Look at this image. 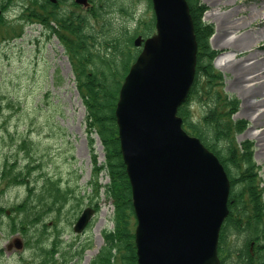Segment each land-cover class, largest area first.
<instances>
[{"label": "trees", "instance_id": "trees-1", "mask_svg": "<svg viewBox=\"0 0 264 264\" xmlns=\"http://www.w3.org/2000/svg\"><path fill=\"white\" fill-rule=\"evenodd\" d=\"M147 2L152 8L151 0ZM187 2L195 24L199 54L195 83L189 99L179 110V116L183 118L184 128L200 138L220 158L230 178V214L220 239L223 264H264V187L261 186L259 166L254 159L253 144L236 142V136L246 128V122L233 119L237 99L220 94L223 75L214 66L218 52L211 48L209 42L212 27L203 22L205 5L200 0ZM92 15L96 19L102 17L96 12ZM91 16L78 14L72 18H56L57 21L63 20L60 22L62 32L60 27H50L49 36L57 35L65 48L76 87L86 108L88 133L100 136L106 152L103 165H98L97 157L93 156V176L88 186L99 197L100 173L106 170L111 178L106 193L115 207V226L113 230L104 232L105 245L92 264H137L131 186L120 152L115 110L123 80L138 54L133 43L139 31L107 29L100 37L92 26ZM149 24L141 30L144 35L152 30ZM0 26L14 28L2 17ZM49 98L46 96V100L42 101L46 104ZM7 103L16 105L10 101ZM199 104L205 111L195 119L192 111ZM1 115L0 122L6 118L4 112ZM24 119L21 114L19 120ZM27 133V129L23 132L16 130L13 134L10 131L2 133L4 142L13 147L12 153L2 156L0 164V230L4 231L7 226L9 234L21 232L25 237L34 231L35 234L27 240L35 242L42 256L40 264H55L58 240L44 243L50 234L45 221L47 218L56 220L60 214L72 209L75 217L86 197L81 196L79 186L71 179L45 172L42 180L36 177L44 171L45 165L42 158L34 157L35 151ZM22 153L23 161L20 158ZM15 189H22L23 196L11 204L5 200V195ZM231 237L234 238L229 244ZM85 250L86 247L81 248L72 255L81 260ZM64 255L65 263L62 264L71 260L66 253Z\"/></svg>", "mask_w": 264, "mask_h": 264}, {"label": "rangeland", "instance_id": "rangeland-1", "mask_svg": "<svg viewBox=\"0 0 264 264\" xmlns=\"http://www.w3.org/2000/svg\"><path fill=\"white\" fill-rule=\"evenodd\" d=\"M92 1L91 9L72 7V10L84 12L86 15L93 12L101 14L100 19L91 16L92 26L100 37L104 36L107 29L122 31L137 29L139 34H143L141 30L145 28V24L154 20L153 9L147 0ZM200 1L207 7L203 22L212 25L214 30L209 41L211 48L218 51L219 56L232 53L230 54L231 66L227 70L217 66L218 58L215 61V68L223 75L219 90L221 96L234 97L238 101L233 119L244 120L246 128L236 136V142L238 144L252 142L254 159L259 166V176L262 179L261 186L264 187V122H257V117L264 112V104L254 107L250 117L245 115L243 105H246L248 101L250 103L258 101L260 98L247 100L240 89L232 86V82L236 79L233 67L247 64L250 60V64L258 61L264 68V40L259 44L253 43L251 36L264 27V0ZM10 5L8 11L4 14L2 12L1 15H4L8 25L16 28L0 26V118L1 112L6 115V118L1 119L0 122V164L2 156L11 152L13 147L4 142L2 133L10 131L13 134L16 130L23 132L27 129L31 147L35 151L34 157L42 158L45 165L44 171L36 177L42 180L41 176L45 172L51 176L71 179L75 185L79 186L81 195L89 193L92 196L91 188L86 189L87 183L92 178V155L96 154L100 164L105 161V152L98 136L96 134L90 136L88 133L86 110L80 100L73 69L64 47L55 36L49 38L42 25L33 20L29 23L22 19L24 12H28L29 16L32 11H37L29 0H13ZM24 5L26 8L23 7ZM249 14L260 17L250 23L247 19ZM222 16H225L235 27L227 34L232 32V36L240 37L237 43L226 49L215 47L213 42L219 33L218 19ZM149 28L152 30L149 34H143L144 36L150 34L152 36L156 33L155 28L152 26ZM18 30H24L23 36L14 38L21 34L16 33ZM251 77H253L252 74L248 75V80ZM246 83L245 85L250 86V81ZM46 96L50 98L45 104L42 100H46ZM7 101L14 102L16 105H8ZM37 107L43 110H36ZM204 111L205 108L200 104L197 107L194 106L192 116L196 119ZM21 114L25 116L24 120H19ZM5 125L7 126L4 127ZM92 138L94 139L93 147L91 146ZM23 155V153L20 155L22 161L25 159ZM99 181L102 185L109 182L105 172L99 175ZM21 190L9 191L5 195V200L14 204L22 198ZM101 192L99 211L90 231L85 234L76 236L72 231L77 219H72L73 209L60 214L56 220L52 219L50 235H54L55 238L58 230L60 234L58 246L71 259L66 264H92L105 244L103 232L114 228L113 204L107 199L105 189L101 188ZM84 207L85 205L81 210ZM52 220H47L46 224ZM134 226L135 218L133 228ZM7 228L5 226L4 231L0 230V264H40L42 256L34 245L35 242L31 243L27 240L35 234L34 231L25 237L21 232L9 234ZM16 238L24 242L21 250L14 248ZM231 243L232 238L229 241V244ZM70 244L74 245L71 251ZM12 245L10 249L9 246ZM78 246H87L82 260L72 255ZM61 256L62 253L55 254L57 264L65 263L63 260L59 263Z\"/></svg>", "mask_w": 264, "mask_h": 264}, {"label": "water", "instance_id": "water-1", "mask_svg": "<svg viewBox=\"0 0 264 264\" xmlns=\"http://www.w3.org/2000/svg\"><path fill=\"white\" fill-rule=\"evenodd\" d=\"M85 1V0H79ZM156 35L119 92L116 118L137 218V264H222L219 240L231 184L218 157L178 115L195 82L198 43L186 0H151ZM92 210L75 226L82 231ZM22 248V241L15 240Z\"/></svg>", "mask_w": 264, "mask_h": 264}, {"label": "bare ground", "instance_id": "bare-ground-1", "mask_svg": "<svg viewBox=\"0 0 264 264\" xmlns=\"http://www.w3.org/2000/svg\"><path fill=\"white\" fill-rule=\"evenodd\" d=\"M205 8L207 10L206 6ZM259 17H255V15L249 14L247 19L250 20V23H251L252 21H255L256 19H258ZM218 20L219 21L217 24H218L219 33L215 36V41L213 42H214L215 47L219 49H226V48H229L230 46H233L235 43H237L240 37L232 36L233 35L232 32L227 34L229 31H231L235 27L232 25L231 22L227 20L225 16L220 17ZM212 30H213V27H212ZM251 36H252L253 43H258V44L261 43L264 40V27L259 29L258 32L251 34ZM230 54L232 55V53ZM230 54H227V55L224 54L220 56V58L217 59V66L220 69L227 70L231 66L232 60L230 59ZM233 69H234L233 70L234 74L236 75V79L232 82V86L240 89L243 96L247 100L260 98L258 101H253L251 103L250 101H248L246 105H243V109H244L243 113L250 117V112L254 109V107L264 104V79H263L264 78V73H263L264 68H262V65L260 62L257 61V62L250 64V60H249L247 61V64L233 67ZM251 74L253 75V77H251L248 80L247 76ZM249 81H250V86L245 85L247 84L246 82H249ZM257 118H258L257 122H262V121L264 122V112H262Z\"/></svg>", "mask_w": 264, "mask_h": 264}, {"label": "flooded vegetation", "instance_id": "flooded-vegetation-1", "mask_svg": "<svg viewBox=\"0 0 264 264\" xmlns=\"http://www.w3.org/2000/svg\"><path fill=\"white\" fill-rule=\"evenodd\" d=\"M77 0H39L38 6L42 7V13L44 17L50 18V20H56V18H72L77 16L80 12L72 10V7L83 8L86 10L85 5L87 2L83 1L81 5H77ZM90 5H93L92 0H88Z\"/></svg>", "mask_w": 264, "mask_h": 264}]
</instances>
